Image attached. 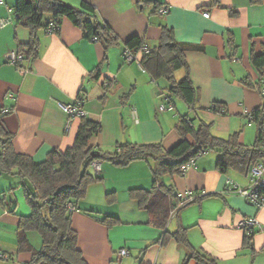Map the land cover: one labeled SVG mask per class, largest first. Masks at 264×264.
<instances>
[{
	"label": "crops",
	"instance_id": "obj_1",
	"mask_svg": "<svg viewBox=\"0 0 264 264\" xmlns=\"http://www.w3.org/2000/svg\"><path fill=\"white\" fill-rule=\"evenodd\" d=\"M62 1L75 7L81 2ZM84 1L112 28L116 43L105 47L101 41L87 39L62 17L57 31L36 30V57L22 59L18 65L9 63L6 53L25 46L29 30L16 21L15 0L0 3V19L9 20L0 27V102L9 110L3 123L13 135L17 152L40 162L50 151L69 147L80 119L74 118L66 132L67 115L58 103L77 98L82 99L85 117L101 125V132L90 141L95 149L113 151L126 142H161L165 149L175 145L180 140L175 127L179 118L193 112L174 95L170 99L173 109L159 111L158 105L169 94V83L152 78L143 69L139 56L145 51H136L134 61L123 56L125 41L132 36L142 39L149 51L153 49L164 26L172 29L177 41L187 44L185 61L198 93L195 106L198 115L212 124L211 132L221 137L247 127L254 132L253 124L245 123L252 121L248 114L258 108V117L264 116V99L257 89L260 73L251 61L253 55L264 53V0H155L158 7L140 4V0ZM162 7L167 11L163 13ZM185 73L177 70L176 81ZM215 102L223 104L225 114L210 109ZM218 157V152L206 151L184 174L161 178L165 185H173L178 196L187 191L197 195L169 214L164 229L168 233L185 229L189 244L217 264H264V228L254 227L248 242L245 230L238 226L240 220L255 217L264 227V206L246 202L233 189L228 181L245 188L250 183L248 176L220 171ZM90 171L94 173L91 166ZM121 173L124 177L119 178ZM98 176L71 214L84 259L89 264H183L187 249L172 237L163 242L164 229L156 227L148 212L127 193L129 188L152 186L150 162L137 159L117 166L100 160ZM112 176L115 179L110 181ZM99 181L103 184L95 198L93 189ZM108 192L116 194L112 203L106 200ZM28 213L19 178L0 175V252L8 256L0 264H28L30 253L18 251L16 242L19 216ZM106 215L115 217L116 223L110 227L102 223ZM28 238L33 247H39L37 234L29 232ZM122 248L127 250L124 255L119 254ZM186 264L197 263L190 259Z\"/></svg>",
	"mask_w": 264,
	"mask_h": 264
},
{
	"label": "trees",
	"instance_id": "obj_2",
	"mask_svg": "<svg viewBox=\"0 0 264 264\" xmlns=\"http://www.w3.org/2000/svg\"><path fill=\"white\" fill-rule=\"evenodd\" d=\"M139 3H153L158 7L155 0H140ZM14 9L17 23L28 28L30 35L25 46L20 45L17 50L22 54V59L36 57V30L44 28L57 31L62 17L68 18L78 27L84 37H95L105 47L118 40L112 28L100 21L95 8L84 0L77 7L62 0H15ZM46 14L50 15L47 20L44 19ZM142 44L143 41L138 36L125 41L126 48L131 50H138ZM186 49L187 44L177 41L172 29L164 26L158 45L139 56L141 66L152 78H162L169 83L171 100L173 95L181 98L193 112L192 116L184 115L179 118L175 127L180 140L169 149H165L161 142H126L116 145L113 151L95 149L90 141L101 132V125L81 117L73 143L63 151H50L44 160L36 162L31 155L15 150L13 135L3 123V117L9 110L0 102V175L19 178V187L29 208L27 215L19 216L16 235L18 251L30 253L28 264H89L77 247L78 236L71 224V214L78 210L77 203L85 197L88 185L99 179V173L90 171V164L94 160H108L117 166H124L137 159L149 161L152 186L129 188L127 193L137 201L139 208L148 212L156 227L164 229L169 214L181 207L178 205L181 196L176 195L173 185H165L161 181L164 175L184 174L187 171L184 166L191 159L210 150L218 152L216 167L222 172L233 170L247 175L250 165L262 158L264 116L258 117L260 108L251 113L253 119L249 118L257 120L258 127L254 142L248 145L239 142L238 132H232L226 137L214 135L211 132L212 124L198 115L195 106L198 93L188 74L184 56ZM251 61L261 75L264 72V53L253 55ZM179 69H184L186 73L181 80L176 81L174 73ZM210 109L216 113H226L221 103H213ZM261 192L264 194V188ZM115 198L114 192L106 194L108 203L114 202ZM69 203L75 210L68 208ZM100 221L110 227L117 219L106 215ZM163 231V242L172 237L187 249L183 264L190 259H194L197 264H217L215 259L189 244L185 229L180 228L172 233L165 229ZM29 232L39 235L38 248L30 243ZM245 233L246 240L250 242L254 229Z\"/></svg>",
	"mask_w": 264,
	"mask_h": 264
},
{
	"label": "built area",
	"instance_id": "obj_3",
	"mask_svg": "<svg viewBox=\"0 0 264 264\" xmlns=\"http://www.w3.org/2000/svg\"><path fill=\"white\" fill-rule=\"evenodd\" d=\"M0 3H2V0H0ZM161 11L164 13L167 11L166 8H161ZM204 16H208V12L203 13ZM9 23L8 19H0V27H4L6 24ZM93 40H96L94 37ZM140 51H145L148 52L149 48L147 47L146 44H142L141 47L138 49ZM138 50H131L129 48H126L124 50L123 56L126 60L128 61H134L136 60L137 53L136 51ZM22 54L18 53L15 50H10L9 52L6 53V60L14 65H18L19 62L22 60ZM20 71L24 72L25 69L22 67L20 68ZM257 89L260 94V96L264 99V72L260 75L257 83ZM171 95L167 94L165 96V102L160 103L158 105V110L159 111H164V110H172L173 109V104L170 101ZM59 107L66 113L67 118H66V123H65V131L68 132L70 127H71V122L74 118H81L85 117L86 113L84 109L82 108V99L77 98L74 102L72 103H58ZM132 117L136 119V111L134 108L131 109ZM248 117L250 119H253V115L250 113L248 114ZM194 160L191 159L187 165L184 166V170H188L191 166H193ZM92 170L94 173H99L100 171V161L99 160H94L90 164ZM247 176L249 179V185L245 188H240L236 184H232V181H228L233 189L237 191L240 195L244 197L246 202L260 208L264 206V194H262L261 189L264 188V147L262 151V158L258 160L257 162L253 163L250 165ZM197 197L196 193L193 191H187L184 194L181 195V199L178 203L179 206H183L188 202L193 201ZM68 208L73 211L75 210L74 206L72 204H68ZM175 212V211H173ZM172 212V213H173ZM238 226L240 228H243L245 231H249L254 229L256 227L259 230H262L264 227L260 223L258 219L255 217H249V218H244L239 221ZM127 253V250L125 248H122L119 250L120 255H124ZM6 259L8 256L4 253L0 252V259Z\"/></svg>",
	"mask_w": 264,
	"mask_h": 264
},
{
	"label": "rangeland",
	"instance_id": "obj_4",
	"mask_svg": "<svg viewBox=\"0 0 264 264\" xmlns=\"http://www.w3.org/2000/svg\"><path fill=\"white\" fill-rule=\"evenodd\" d=\"M191 116V115H190ZM253 124V125H252ZM245 125H252V128H253V130H254V132L253 131H249L248 129L250 128H246V130L244 131V130H239V131H237L238 132V140H239V142H241V143H243V144H252L253 142H254V140H255V131L257 130V127H258V123L256 122V121H246V123H245ZM244 131V132H243ZM230 133H227L226 134V136H228ZM223 137H226L225 136V134H223L222 135ZM238 173V172H237ZM124 173H121V174H119V178H122V177H124V175H123ZM238 174H240V173H238ZM241 176H243V174H240ZM115 179V176H112V178H110L109 180L110 181H113ZM97 180H99V179H97ZM109 180H107V182L109 181ZM96 184H98L96 187H94V189H93V194L95 195L94 197L95 198H97L98 197V192H100V188H101V184H103L102 182H97ZM91 186H93L92 184H91ZM92 188V187H91ZM102 192V191H101ZM105 196V195H104ZM32 233H34V234H37L36 232H32ZM37 236L39 237V235L37 234Z\"/></svg>",
	"mask_w": 264,
	"mask_h": 264
}]
</instances>
